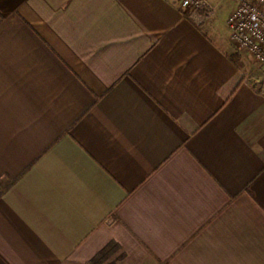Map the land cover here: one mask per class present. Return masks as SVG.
<instances>
[{"label":"crops","instance_id":"crops-1","mask_svg":"<svg viewBox=\"0 0 264 264\" xmlns=\"http://www.w3.org/2000/svg\"><path fill=\"white\" fill-rule=\"evenodd\" d=\"M205 22L0 0V264H264V90Z\"/></svg>","mask_w":264,"mask_h":264},{"label":"built area","instance_id":"built-area-1","mask_svg":"<svg viewBox=\"0 0 264 264\" xmlns=\"http://www.w3.org/2000/svg\"><path fill=\"white\" fill-rule=\"evenodd\" d=\"M192 19L205 22L215 11L208 0H178ZM227 19L229 41L264 71V0H233Z\"/></svg>","mask_w":264,"mask_h":264},{"label":"rangeland","instance_id":"rangeland-1","mask_svg":"<svg viewBox=\"0 0 264 264\" xmlns=\"http://www.w3.org/2000/svg\"><path fill=\"white\" fill-rule=\"evenodd\" d=\"M214 7V13L207 19V25L210 34L224 47L231 51H237L245 64L244 75L259 89L264 90V71L253 60L240 53L237 48L229 41V31L227 28V19L234 8L233 0H208ZM117 251V252H116ZM114 253L104 264H129L132 260L130 255L124 254V248L113 251ZM116 252V253H115ZM124 254V255H123Z\"/></svg>","mask_w":264,"mask_h":264},{"label":"trees","instance_id":"trees-1","mask_svg":"<svg viewBox=\"0 0 264 264\" xmlns=\"http://www.w3.org/2000/svg\"><path fill=\"white\" fill-rule=\"evenodd\" d=\"M230 60L236 64L237 66L240 67V69H244L245 64L242 61V58L240 56V54L237 51H232L230 54ZM14 180H9L8 183H6L5 185H1V192L0 194H2L3 192H5L8 188H10L13 184ZM114 251V248L110 249V248H106L103 251H101L96 257H94L93 259H91L89 262H87L86 264H104L110 257L111 253Z\"/></svg>","mask_w":264,"mask_h":264}]
</instances>
